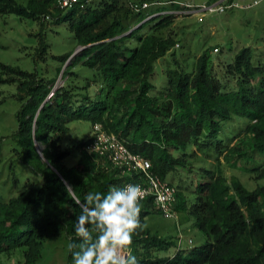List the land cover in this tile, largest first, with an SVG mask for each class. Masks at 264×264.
<instances>
[{
    "label": "trees",
    "instance_id": "obj_1",
    "mask_svg": "<svg viewBox=\"0 0 264 264\" xmlns=\"http://www.w3.org/2000/svg\"><path fill=\"white\" fill-rule=\"evenodd\" d=\"M121 1L100 0L85 9L64 11L57 7V0H28L27 5L0 0V16L40 21L43 27L46 20L55 26L67 25L77 46L84 49L63 77H77L73 69L83 67L93 73L86 78L84 89L99 80L106 85L96 98L80 94L78 85L53 92L55 79L45 80L0 62V85L18 83L21 107L13 136L15 151L40 179L27 182L8 201L0 196V255L21 251L24 263L16 264L37 263L44 243L52 238L65 236L68 243H81L74 229L80 208L69 196V187L83 201L90 191L106 194L112 186L140 181L141 174H128L106 158L89 154L85 146L92 134L75 149H63L73 122H90L92 132L100 124L107 134L117 135L134 154L149 160L152 173L164 181L176 169L188 167L183 156L192 147L214 149L222 155L228 147L221 138L223 126L234 120H244L251 152L264 155V60L255 66L251 49L239 51L227 67V76L237 80V88L228 90L214 77L210 51H206L192 72L181 67L167 71L166 85L156 91L155 63L177 44L171 33L164 34L175 16L165 14L144 22L149 12L135 13L121 6ZM146 25L148 32L138 33ZM130 40L136 41L134 48L128 46ZM47 47L42 41L41 52ZM72 55L58 58L60 72ZM79 95L81 100H75ZM36 145L43 147V157ZM74 150L79 159L69 167L66 160ZM230 152L253 160L234 147ZM177 190V219L183 214L181 220L192 222L208 241L185 251L178 249L179 240L162 238L145 228L134 236L131 246L140 264H264V187L249 191L237 179L229 186L221 178L206 175L198 182L190 207L184 192ZM141 204V221L146 224V218L159 211L152 199ZM172 249L175 253L168 255ZM67 262L74 264L69 251Z\"/></svg>",
    "mask_w": 264,
    "mask_h": 264
},
{
    "label": "rangeland",
    "instance_id": "obj_2",
    "mask_svg": "<svg viewBox=\"0 0 264 264\" xmlns=\"http://www.w3.org/2000/svg\"><path fill=\"white\" fill-rule=\"evenodd\" d=\"M16 1L27 5L28 0ZM159 1L165 4L152 7L149 13L166 8L164 10L175 16L174 24L164 34L171 33L177 44L171 52L155 63L153 84L156 91L166 85L167 71L181 67L187 72H192L197 59L206 51H210V65L214 77L220 79L228 90L237 88V80L227 76V67L234 61L239 51L244 48L251 49L252 63L255 66L264 60V4L249 11L232 9L223 14H217L184 8L180 4L169 3L170 0ZM174 1L201 6L215 4L219 0ZM121 2V6L130 9L129 0ZM42 24L43 22L23 19L16 15L0 16V62L29 73H37L45 80L55 79V90L69 84L71 87L78 85L81 89L80 94H88L96 98L101 86L105 89L106 85H102L103 83L99 80V82H92L89 89H84L87 83L86 78L93 75L89 69L77 67L73 69L77 77H63V72L68 71V66L76 55L71 56L61 72L59 71L62 65L58 59L60 56L72 52L79 55L83 51L82 46H77L67 25L55 26L51 20H46L44 27ZM148 29L149 26L146 25L138 33L145 34ZM42 41L48 46L44 53L41 52ZM130 45L134 48L137 43L135 40H130L128 46ZM17 94L18 83L0 85V146L2 147L0 196L6 201L17 196L27 182L40 181L32 169L18 159L15 151L17 146L13 136L18 130L17 114L21 107ZM81 98L82 95H79L75 100H81ZM245 126L244 120L225 123L221 138L224 140L223 145L228 147L222 155H218L214 149L202 150L192 147L183 156L188 167H180L168 175L166 181L184 192L189 207L196 200L198 182L206 175L221 178L229 186L234 179H237L249 191L264 187V155L260 156L251 152V139L244 132ZM92 127L87 121L71 123L70 132L62 145L63 149L67 147L75 149L92 134ZM232 147L238 149L239 154L241 152L250 154L253 160L249 162L247 159L238 158V153L230 152ZM38 148L40 151L43 149L39 145ZM226 152H228L227 155ZM78 159V154L74 150L66 160V165L71 167L78 162ZM182 217L184 215L180 213V221L176 218L167 219L156 212L146 218V228L162 238L179 240L178 249L181 250L186 251L205 245L208 241L207 236L192 222L185 223L181 220ZM68 244L65 236L46 241L42 249V257L35 264H69L67 262ZM175 251L172 249L168 255H172ZM16 263H24L21 251L0 255V264Z\"/></svg>",
    "mask_w": 264,
    "mask_h": 264
},
{
    "label": "clouds",
    "instance_id": "obj_3",
    "mask_svg": "<svg viewBox=\"0 0 264 264\" xmlns=\"http://www.w3.org/2000/svg\"><path fill=\"white\" fill-rule=\"evenodd\" d=\"M67 191L80 208L74 229L81 243L67 245L74 264H140L131 246L146 228L141 221L142 186H112L106 194L90 191L83 201L71 187Z\"/></svg>",
    "mask_w": 264,
    "mask_h": 264
},
{
    "label": "built area",
    "instance_id": "obj_4",
    "mask_svg": "<svg viewBox=\"0 0 264 264\" xmlns=\"http://www.w3.org/2000/svg\"><path fill=\"white\" fill-rule=\"evenodd\" d=\"M94 1L95 0H57V7L64 11L71 10L75 7L85 9L92 5ZM129 2L130 8L135 13L149 12L152 7H159L165 4L159 1L151 3L142 0ZM169 3H177L188 9L194 8L196 9L195 11L223 14L232 9L252 10L264 4V0H219L215 4H204L201 6H192L191 4H183L176 1H171ZM165 14L171 13L169 11H155L149 13L144 22ZM85 150L89 154L106 158L115 168L125 169V172L128 174L132 172L141 174L140 181L128 184L141 185L144 189L142 201L152 199L154 206L165 218L177 219V213L175 212L177 188L153 174L151 171V162L139 154H134L126 143L117 135L107 134L100 124H96L91 139L85 146Z\"/></svg>",
    "mask_w": 264,
    "mask_h": 264
},
{
    "label": "water",
    "instance_id": "obj_5",
    "mask_svg": "<svg viewBox=\"0 0 264 264\" xmlns=\"http://www.w3.org/2000/svg\"><path fill=\"white\" fill-rule=\"evenodd\" d=\"M83 49H84V47H83ZM78 53H74L73 55H72V57L73 56H75V55H77ZM55 91V88L53 89V92ZM36 148L38 149V152L40 153V155H41V157H43V155L41 154V152H40V150H39V148H38V146L36 145Z\"/></svg>",
    "mask_w": 264,
    "mask_h": 264
}]
</instances>
